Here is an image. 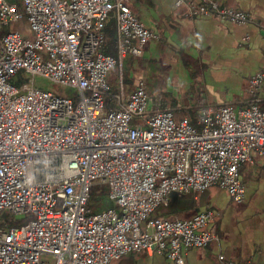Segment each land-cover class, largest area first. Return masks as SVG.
Masks as SVG:
<instances>
[{"label": "built area", "instance_id": "built-area-1", "mask_svg": "<svg viewBox=\"0 0 264 264\" xmlns=\"http://www.w3.org/2000/svg\"><path fill=\"white\" fill-rule=\"evenodd\" d=\"M173 4L191 18L253 21L219 0ZM109 12L115 56L102 52ZM24 17L31 39L19 30L0 36V264H109L134 252L186 264L184 249L217 238L218 212L151 214L172 193L213 186L243 200L239 166L252 151L264 154V66L247 81L248 99L203 107L198 131L170 109L149 110L143 81L130 93L106 83L111 68L157 38L131 0H0V27ZM19 70L31 79L16 88ZM34 76L74 97L35 88ZM94 183L107 184L114 204L98 214L88 206Z\"/></svg>", "mask_w": 264, "mask_h": 264}, {"label": "crops", "instance_id": "crops-1", "mask_svg": "<svg viewBox=\"0 0 264 264\" xmlns=\"http://www.w3.org/2000/svg\"><path fill=\"white\" fill-rule=\"evenodd\" d=\"M219 2L248 13L253 21L234 24L214 17L191 18L185 9L176 8L173 0H131L132 11L157 35L146 45L141 57L173 64L192 58L200 64L203 95L190 100L185 97L182 103L149 107V110L170 109L176 117L195 120L203 107L248 99L247 81L264 66V0ZM111 39L110 46L105 35L108 53L103 51L105 47L102 52L115 56L114 25ZM137 58L127 56L122 65L130 61L132 71L137 77H143L140 65L143 63ZM260 97V107L264 109V92ZM187 110L195 111L196 117H191ZM250 157L238 170L244 186L241 202L232 201L227 192L217 186L196 195L174 193L169 196V206L163 216L190 217L206 209L218 212L213 223L217 238L202 250L184 249L186 264H225L228 261L264 264V154L252 151ZM113 261L109 264H171L161 254L146 252H134Z\"/></svg>", "mask_w": 264, "mask_h": 264}, {"label": "rangeland", "instance_id": "rangeland-1", "mask_svg": "<svg viewBox=\"0 0 264 264\" xmlns=\"http://www.w3.org/2000/svg\"><path fill=\"white\" fill-rule=\"evenodd\" d=\"M114 21V12H109L108 20L104 24V32L106 40L110 43H108V45L110 46L113 42L111 41V38ZM11 30H19L23 38L31 39L32 37L26 17L22 18L13 26L0 27V36L5 35ZM137 59L143 63H139L145 74L143 77L141 75L137 77L136 73L132 71L133 67L131 66L130 61L124 62L120 70L117 67L110 69L106 77V83L114 92L118 89L119 84L125 92H129L137 87L139 81H143L146 86L148 108H153L154 106L162 107L165 105L172 106L177 103H182L185 97L190 100L196 99L204 94V90H202V88L200 89L201 72L198 69L200 64L193 61L192 58L178 64L159 62L146 58L145 56H140ZM30 79L31 75H28L24 70H19L10 80V83L16 88H21V83L24 82L28 84ZM32 82L35 88L51 91L52 93L60 94L64 97H74V92L68 87L52 84L43 77L34 76ZM186 112H188L191 117H196L195 111L187 110ZM135 121V119L132 120L131 124H134ZM189 123L198 131L202 128V124L198 121V118L195 120L190 119ZM90 196L91 198L88 206L90 207L92 214L104 212L114 206L113 201L108 197L107 184L94 183L90 188ZM168 206V203L160 206L156 210L155 215L163 216L166 213ZM165 217L167 216L165 215ZM6 219L7 213L3 212L0 216V223L4 222Z\"/></svg>", "mask_w": 264, "mask_h": 264}, {"label": "trees", "instance_id": "trees-1", "mask_svg": "<svg viewBox=\"0 0 264 264\" xmlns=\"http://www.w3.org/2000/svg\"><path fill=\"white\" fill-rule=\"evenodd\" d=\"M105 45H107V44H104V47H105ZM104 51L108 53V51H107L106 47H105V50H104ZM157 209H158V208H157ZM157 209H156V210H157ZM156 210H155V211H153V213L151 214V217H154V216H156V215H155V212H156Z\"/></svg>", "mask_w": 264, "mask_h": 264}, {"label": "water", "instance_id": "water-1", "mask_svg": "<svg viewBox=\"0 0 264 264\" xmlns=\"http://www.w3.org/2000/svg\"><path fill=\"white\" fill-rule=\"evenodd\" d=\"M172 194H174V193H172ZM171 195V194H170Z\"/></svg>", "mask_w": 264, "mask_h": 264}]
</instances>
